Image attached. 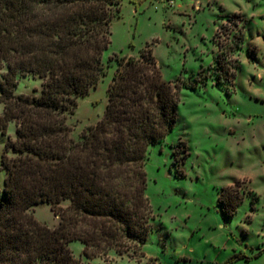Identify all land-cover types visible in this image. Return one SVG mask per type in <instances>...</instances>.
I'll use <instances>...</instances> for the list:
<instances>
[{
  "label": "trees",
  "instance_id": "trees-1",
  "mask_svg": "<svg viewBox=\"0 0 264 264\" xmlns=\"http://www.w3.org/2000/svg\"><path fill=\"white\" fill-rule=\"evenodd\" d=\"M120 3L0 0V132L15 126L0 157V264H88L70 241L90 258L122 255L147 237V148L172 129L180 85L162 78L145 45L116 59L101 118L76 138L67 124L77 99L105 75L101 55ZM241 39L233 35L235 47ZM20 75L39 78L38 92L15 93ZM224 194L231 213L239 199L230 187ZM39 203L49 204L56 226L30 213Z\"/></svg>",
  "mask_w": 264,
  "mask_h": 264
},
{
  "label": "rangeland",
  "instance_id": "rangeland-1",
  "mask_svg": "<svg viewBox=\"0 0 264 264\" xmlns=\"http://www.w3.org/2000/svg\"><path fill=\"white\" fill-rule=\"evenodd\" d=\"M145 45L162 78L180 85L172 129L147 148L150 230L122 255L86 258L79 240L69 248L88 264H264V0H121L101 55L105 75L67 119L72 137L101 118L116 59ZM39 87L20 75L14 92ZM14 132L12 121L0 132V157ZM3 178L0 165V191ZM226 187L239 199L231 213ZM30 213L58 222L47 203Z\"/></svg>",
  "mask_w": 264,
  "mask_h": 264
}]
</instances>
